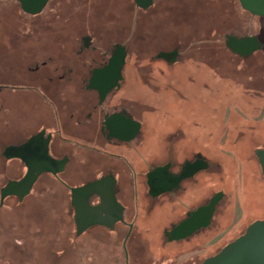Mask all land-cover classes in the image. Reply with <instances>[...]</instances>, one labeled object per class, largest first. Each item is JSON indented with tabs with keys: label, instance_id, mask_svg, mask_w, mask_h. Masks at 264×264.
Masks as SVG:
<instances>
[{
	"label": "flooded vegetation",
	"instance_id": "flooded-vegetation-1",
	"mask_svg": "<svg viewBox=\"0 0 264 264\" xmlns=\"http://www.w3.org/2000/svg\"><path fill=\"white\" fill-rule=\"evenodd\" d=\"M0 1L17 2L19 24L25 26L22 16L32 27L8 34V85L0 87L8 86V95L25 102L31 117L26 129L9 127L8 146H27L23 157L8 158L19 171L7 183L25 177L31 159L44 163L48 157L51 166L26 195H8L2 204L0 196V209L8 199L12 224L5 264H45L36 254L45 239L48 254L57 243L76 264L82 236L86 245L98 241L117 264H202L264 219L240 199L237 208V196L222 188L206 193V176L215 175L220 164L205 153L221 148V132L224 138L245 133L246 124L230 128L240 123L236 111L221 125L223 108L241 95L249 94L257 101L254 113L264 114V16L239 0H219L209 13L231 30L216 36L215 60L209 62L199 59L211 53L205 45L187 46L174 28L181 20L197 19L199 30L208 17L205 0H49L35 14L17 0ZM237 1L260 20L258 30L231 28ZM231 37H253L260 45L243 54L229 44ZM122 55L119 68L115 60ZM164 111L165 138L155 141L157 115ZM103 179L105 186L91 193L86 205L101 209L105 223L78 233L73 189ZM110 184L123 208L119 219L117 206L104 202ZM218 195L204 225L199 211ZM256 205L264 214V203ZM62 228L68 229L63 235Z\"/></svg>",
	"mask_w": 264,
	"mask_h": 264
},
{
	"label": "rangeland",
	"instance_id": "rangeland-1",
	"mask_svg": "<svg viewBox=\"0 0 264 264\" xmlns=\"http://www.w3.org/2000/svg\"><path fill=\"white\" fill-rule=\"evenodd\" d=\"M125 1L118 0L116 2ZM112 2V1H110ZM219 0L215 1H207L205 0L204 8L205 13L208 17H204L203 26H199V30L197 29V24L199 25V21L197 19H188L181 20L180 24L174 25L175 29H178L180 32L181 39L187 46L192 44H202L205 45V49L211 52L213 51L212 46L215 45L216 36L219 33H224L226 31H230V26H226L223 24L219 25V21L215 19L213 14L209 12H213L215 7L218 6ZM117 3V4H118ZM117 6V5H116ZM129 12L131 13V8L129 7ZM208 13L210 15H208ZM21 11L19 10L18 3L15 1H0V84L8 85V64L10 62V57L8 55V34L13 33L15 28H26L31 29V23L25 22L24 17L21 16V21L25 26L19 24L18 18L20 20L19 15ZM22 15V14H21ZM235 28L231 26L232 29H235L237 33L244 32L245 30H258L260 28V20L257 18L251 17L247 12H245L239 1L236 3V12H235ZM20 21V22H21ZM218 23V24H216ZM233 25V24H232ZM208 53V52H207ZM134 53L132 52L131 55ZM201 60H208L212 62L215 60L214 54L209 53L205 54ZM250 78V76H246ZM237 80L242 77L237 76ZM245 78V76H244ZM240 81V80H238ZM242 84H246L243 80ZM238 85L239 88L244 89ZM249 95V94H248ZM248 95L239 97V99L231 102V107L228 105L223 108L221 113V125L225 126L229 124L228 116L231 112L236 111V114H239L241 119H239L240 123H236L233 131L238 130V128H242L243 124L248 126L246 128L245 133L239 134L237 132H232L227 134V137H223L221 132L220 140H221V148L213 149L206 148L205 153L207 156L211 157L215 164L219 163L218 170L215 175L207 174L206 176V193L208 189L213 188H222L224 189L228 195L235 197L236 206H240L239 199L242 205L247 203L246 206L250 207L249 211L254 212L253 216L257 217L262 214L260 208L255 211V204L262 206L264 203V175L262 174V170L260 164L258 162V158L256 155V150L264 149V114L263 116L261 112L254 113L253 108H257V101L253 102V98L248 97ZM253 103V104H251ZM258 104H261L258 102ZM196 105L192 104L194 107ZM253 105V107H252ZM230 107V108H229ZM251 109V110H250ZM167 112H163L159 116L156 122V134L153 140L155 141H164V122L165 115ZM164 115V116H163ZM258 115V116H257ZM31 117V109L27 108L26 103L19 100L18 98L12 97L8 95V86L0 87V191L2 187L8 182V178L10 176H14L18 171V166L14 163L9 162L8 158H6L3 154L5 146L8 145V130L11 126H19L20 128H24L27 124L25 123L27 118ZM236 120L233 117V122ZM23 123V124H22ZM26 129V128H24ZM227 129V128H226ZM224 130V129H223ZM22 131V130H20ZM227 131V130H226ZM163 147V145H162ZM219 171V172H218ZM214 185V186H213ZM210 187V188H209ZM1 196V195H0ZM256 205V206H257ZM42 209L43 206L41 207ZM247 210V209H246ZM45 211V210H44ZM46 219L49 224H54L53 215L47 213L46 211ZM237 217L240 215V209H237ZM48 214V216H47ZM11 222L8 220V199L5 202V205L0 209V264L7 263V255L8 252V227ZM47 224V223H46ZM12 225V224H11ZM68 231V229H61L63 235V231ZM100 231V230H99ZM66 236H68L66 234ZM43 248L38 249L36 254L39 253L38 256H42L45 264H49L52 259L61 260L63 258H67L64 261L61 260L59 264H73V261L68 259V254H64L61 250L58 251L57 243L48 249L49 254L47 253V239L44 240ZM77 257L76 264H89V259L87 255L93 257L92 264H112V254H108L105 250H103V246L96 240L93 242H89V245H86L84 236L77 238ZM222 246H214L211 247L213 251L221 248ZM45 248V249H44ZM210 249V250H211ZM85 250H89V254H86ZM211 250V251H212ZM104 252V255L102 253ZM52 254V255H51ZM37 256V257H38ZM112 261V262H111ZM38 261L34 263L26 262L25 264H36ZM113 264H117L114 262Z\"/></svg>",
	"mask_w": 264,
	"mask_h": 264
},
{
	"label": "water",
	"instance_id": "water-1",
	"mask_svg": "<svg viewBox=\"0 0 264 264\" xmlns=\"http://www.w3.org/2000/svg\"><path fill=\"white\" fill-rule=\"evenodd\" d=\"M24 11L28 13H38L40 12L49 0H17ZM244 9L250 11L255 15L264 16V0H239ZM229 44L234 47L240 53H247L248 51L257 49L260 45L256 41V38L249 37L246 39H238L231 37ZM251 49V50H250ZM115 64L120 68L121 64L124 62L123 55L115 60ZM27 145L6 146L4 149V156L6 158L12 157H23V149ZM256 155L259 159V163L264 174V149L256 150ZM43 161L31 159L28 162L29 171L25 177L18 181H10L1 189V204L4 199L11 194H17L20 197L26 195L33 184L35 183L37 177L46 170L51 169L50 163L47 159ZM107 179L99 180L97 182L85 185L80 188H74V196L76 198L77 206V224L78 233L84 231L88 226L97 223H105L102 216L101 209L93 208L91 209L88 205V198L91 193L95 191L101 192L105 186ZM110 190L108 193V201L104 199L105 203L111 202L117 206L119 211V218H122V206L117 202L112 184L109 186ZM218 195L212 201L208 207H204L199 211V213L204 214V225L210 222L212 212L214 210L215 204L218 201ZM183 226L179 229L181 230ZM202 264H264V219L257 220L252 223L246 232L226 245L220 252L216 255L206 259Z\"/></svg>",
	"mask_w": 264,
	"mask_h": 264
}]
</instances>
